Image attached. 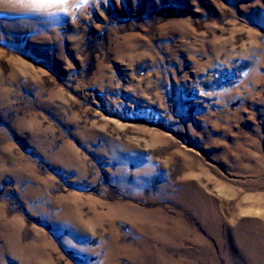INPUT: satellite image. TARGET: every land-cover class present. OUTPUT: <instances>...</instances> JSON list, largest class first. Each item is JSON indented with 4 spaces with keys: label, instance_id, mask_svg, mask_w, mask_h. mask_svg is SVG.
Returning <instances> with one entry per match:
<instances>
[{
    "label": "rangeland",
    "instance_id": "rangeland-1",
    "mask_svg": "<svg viewBox=\"0 0 264 264\" xmlns=\"http://www.w3.org/2000/svg\"><path fill=\"white\" fill-rule=\"evenodd\" d=\"M264 231V0H0V264H250Z\"/></svg>",
    "mask_w": 264,
    "mask_h": 264
},
{
    "label": "bare ground",
    "instance_id": "bare-ground-1",
    "mask_svg": "<svg viewBox=\"0 0 264 264\" xmlns=\"http://www.w3.org/2000/svg\"><path fill=\"white\" fill-rule=\"evenodd\" d=\"M238 247L241 256L248 259L250 264H264V231L239 236Z\"/></svg>",
    "mask_w": 264,
    "mask_h": 264
},
{
    "label": "snow or ice",
    "instance_id": "snow-or-ice-1",
    "mask_svg": "<svg viewBox=\"0 0 264 264\" xmlns=\"http://www.w3.org/2000/svg\"><path fill=\"white\" fill-rule=\"evenodd\" d=\"M66 0H31V4L34 7H51L55 4H63Z\"/></svg>",
    "mask_w": 264,
    "mask_h": 264
}]
</instances>
